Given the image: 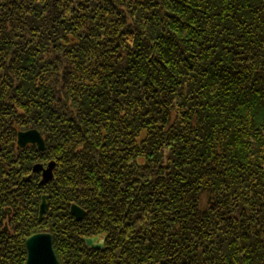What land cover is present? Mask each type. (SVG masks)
<instances>
[{
  "label": "trees",
  "instance_id": "16d2710c",
  "mask_svg": "<svg viewBox=\"0 0 264 264\" xmlns=\"http://www.w3.org/2000/svg\"><path fill=\"white\" fill-rule=\"evenodd\" d=\"M0 155V264H264V0H0Z\"/></svg>",
  "mask_w": 264,
  "mask_h": 264
},
{
  "label": "water",
  "instance_id": "95a60500",
  "mask_svg": "<svg viewBox=\"0 0 264 264\" xmlns=\"http://www.w3.org/2000/svg\"><path fill=\"white\" fill-rule=\"evenodd\" d=\"M18 143L21 147L28 144H36L41 151L46 149V142L41 133L37 129L23 131L18 134ZM55 163H50L47 168L43 165H35L34 172H42L40 186H45L55 177ZM29 180V178H28ZM46 197L43 198L40 210V220L43 218L47 210ZM72 213L77 220H81L85 216V211L74 205ZM97 238H88L86 242L94 248H103V242L97 243ZM28 258L26 264H59V260L54 250L52 235L50 233H38L31 236L27 240Z\"/></svg>",
  "mask_w": 264,
  "mask_h": 264
},
{
  "label": "rangeland",
  "instance_id": "374dc122",
  "mask_svg": "<svg viewBox=\"0 0 264 264\" xmlns=\"http://www.w3.org/2000/svg\"><path fill=\"white\" fill-rule=\"evenodd\" d=\"M0 160L1 161H4V163H5V160H4V158L0 155ZM50 163H55V166H56V161L54 160V159H51V161H48V162H45V164L44 163H40V164H36V165H43L44 167H46V166H48ZM34 167H35V165L32 167L33 169H34ZM47 168V167H46ZM55 170H56V168H55ZM54 175H55V173H54ZM26 176H27V174H26ZM49 208V207H48ZM40 210H41V205H40V207H39V213H40ZM46 213H47V211H46ZM45 216V215H44ZM5 217H6V220L3 222V230L4 231H9V221H10V218H11V216L9 215V212L8 211H6V214H5ZM38 218H40V217H38ZM9 222V223H8ZM33 236V235H32ZM30 238V237H29ZM28 238V239H29ZM27 239V240H28ZM52 240H53V238H52ZM26 248H27V241H26ZM27 258H28V248H27ZM26 263H27V260H26Z\"/></svg>",
  "mask_w": 264,
  "mask_h": 264
}]
</instances>
